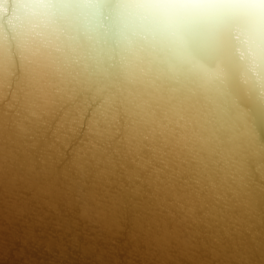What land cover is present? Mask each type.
Returning a JSON list of instances; mask_svg holds the SVG:
<instances>
[{"label": "snow or ice", "instance_id": "6c2138e0", "mask_svg": "<svg viewBox=\"0 0 264 264\" xmlns=\"http://www.w3.org/2000/svg\"><path fill=\"white\" fill-rule=\"evenodd\" d=\"M186 7V5H161ZM0 39V181L23 179L80 206L92 223L128 212L167 243H216L247 229L264 192V128L190 76L128 67L53 66L39 48Z\"/></svg>", "mask_w": 264, "mask_h": 264}, {"label": "bare ground", "instance_id": "6f19581e", "mask_svg": "<svg viewBox=\"0 0 264 264\" xmlns=\"http://www.w3.org/2000/svg\"><path fill=\"white\" fill-rule=\"evenodd\" d=\"M9 35L53 66L118 56L128 67L180 71L264 128V0H0L6 55ZM49 199L26 180L0 181V264H264L255 186L246 231L191 248L181 234L160 241L132 212L92 223L75 202Z\"/></svg>", "mask_w": 264, "mask_h": 264}, {"label": "clouds", "instance_id": "9594fccd", "mask_svg": "<svg viewBox=\"0 0 264 264\" xmlns=\"http://www.w3.org/2000/svg\"><path fill=\"white\" fill-rule=\"evenodd\" d=\"M193 6H195V5H193Z\"/></svg>", "mask_w": 264, "mask_h": 264}]
</instances>
